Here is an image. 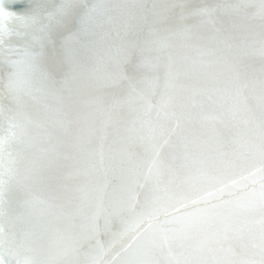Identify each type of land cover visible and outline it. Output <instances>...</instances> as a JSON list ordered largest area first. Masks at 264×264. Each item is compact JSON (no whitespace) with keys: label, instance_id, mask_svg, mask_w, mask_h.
<instances>
[{"label":"snow or ice","instance_id":"1","mask_svg":"<svg viewBox=\"0 0 264 264\" xmlns=\"http://www.w3.org/2000/svg\"><path fill=\"white\" fill-rule=\"evenodd\" d=\"M13 7L22 10L11 11L6 0H0V264H160L158 256L165 252L169 264H264V71L258 79L250 74L243 43L249 31L245 10L254 8L264 53V0L151 7L104 0H31ZM217 9L235 18L217 19ZM206 26L212 33L207 41ZM176 38L196 55L177 63L168 52ZM208 67L215 68L210 84L185 88L182 78ZM85 79L96 84V95L82 102L88 116L123 123L120 153L109 158L115 181L111 192L107 181L75 183L97 168L91 154L80 169L61 174L65 162L79 164L83 155V129L74 134L80 117L73 118L72 111L80 103ZM196 97H206L212 110L203 111ZM196 122L211 126L222 157L236 154L226 149L238 143L235 130L245 129L239 155L258 161L259 191L255 179L241 185L207 174L210 191L177 192L178 206L170 208L160 203L149 185L166 183L180 162L202 152L205 133L191 131ZM14 144L24 149L9 151ZM99 163L104 164L103 156ZM37 186L49 196L40 201L44 208L39 214L33 207ZM74 201L90 212L71 235L70 245L51 256L44 244L45 208H59L63 214ZM253 202L261 211L258 236L253 226L222 214L226 205L250 210ZM11 207L22 211L13 218L5 211ZM114 219L122 231L120 250L113 256L115 244L105 247L97 237ZM214 225L220 227L209 231ZM194 236L199 240L193 246L189 241ZM229 238L238 242V250L218 254L221 241ZM174 245L180 249L176 255Z\"/></svg>","mask_w":264,"mask_h":264},{"label":"water","instance_id":"2","mask_svg":"<svg viewBox=\"0 0 264 264\" xmlns=\"http://www.w3.org/2000/svg\"><path fill=\"white\" fill-rule=\"evenodd\" d=\"M27 2L30 3L31 0H6V4L11 11H20L21 8L13 7V5ZM104 2L109 4H143L151 7L153 4L164 5L169 3H188L194 6L203 5H217V4H235V3H248V4H258L259 0H104ZM247 13L246 23L249 27V31L246 33L247 38L243 41L244 43V56L245 62L248 66L251 75L255 76L257 79L260 77L261 72L264 71V53L261 51V21L259 17H253L252 13L256 11L254 8H249L245 10ZM217 19L231 20L235 18V14L229 12L225 9H217L215 13ZM204 36L206 41L211 37L212 33L208 26L204 29ZM173 47L168 49L169 54H171L177 63H183V58L185 56H195L194 51L188 50L182 47L183 41L180 38H176L173 42ZM91 69V65L86 67V73ZM215 71V68L208 67L202 71H198L190 77L182 78V83L187 89L188 87L200 88L204 85L205 81L210 84L211 75ZM161 77V89L163 86V70L160 72ZM96 95V84L93 81L85 79L80 85V103L72 111L73 118L79 116L80 123L74 126V134H79L80 129H83V135L81 139V150L83 155L80 157V163L77 164L74 161L65 162V167L61 170V174L66 173L70 169L76 171L83 166L84 160L87 158L88 154H91L92 159L97 163V168L95 170H89L87 177L77 178L75 183L84 184L87 182L88 185H100L108 182V191H112V185L115 183L113 180L114 172L108 167L109 158L119 155L121 150V133L123 130V123L113 120L112 122H106L105 118L102 116L89 117V109L82 106V102L88 100L92 96ZM182 95L185 97L186 102L191 103L190 93L184 91ZM198 105L202 106V110L205 112H210L213 108L211 102L207 100L206 97H196L195 98ZM250 104L254 101H249ZM195 111H201V107L195 109ZM127 114H123L121 121L126 118ZM191 131L197 135L201 132L205 133L202 137L205 141L202 152H197L193 157L189 158L186 162H180L175 171L165 177L166 183L155 185L150 184V187L154 188V194L159 198L161 204L169 206L176 205L175 194L180 193H200L203 194L206 191H210L209 182L206 178L207 174L218 175L225 179V182H230L231 180H237L241 185L245 183H250L252 179L257 181L255 187L257 191L260 188V174L255 172V169L259 166L258 161L252 158H244L239 155L242 149L239 148V144H242L245 139V129L241 126L238 127L233 135H236L237 144L229 145V152L235 150L236 154L230 157H222L217 151V144L211 138V126L201 125L196 122ZM24 149L23 145L14 144L10 147L9 151L17 152ZM67 151L66 149H62ZM167 157V151L164 153ZM103 156L104 164L101 165L99 160ZM254 176H249V173H254ZM242 176L248 177V180H241ZM236 189H233L235 191ZM141 191V200L143 199V190ZM33 194L35 197L33 207L36 209L37 214L39 210L44 208V205L40 203L42 200H48V192L42 186H37L33 189ZM225 199L229 197L225 196ZM242 204H247V200L242 201ZM79 201H74L71 209L59 208H45L42 216V222L46 228V238L44 244L46 248H50V255L55 256L58 252H61L70 245V237L73 232L79 230L80 225L84 222L83 216H86L90 209L87 206H79ZM5 211L9 213L11 217H15L22 209L11 207L6 208ZM71 212V218H69L68 213ZM222 214L225 217H229L231 221L242 222L251 225L256 229V234L258 236L259 222L261 219V211L258 203L253 202L250 210H244L243 208H237L235 204L226 205L222 209ZM127 223L132 222V217H126ZM102 223V221H101ZM20 223H17V227H20ZM220 225H214L209 231L215 232ZM122 231V225L119 219H114L112 221L111 227L107 232H101L97 239L101 244L107 247L110 244H115V250L112 252L114 256L116 252L120 250L119 245V233ZM199 236H194L190 244L193 246L198 243ZM250 243H258V239L250 241ZM238 250V242L233 239H224L221 241V246L218 248V254L223 255L227 253L229 249ZM180 252V249L175 245L173 246V255ZM44 258V257H42ZM107 259H111L109 256ZM160 264H169L170 258L167 252L158 256ZM50 264H52L50 260Z\"/></svg>","mask_w":264,"mask_h":264}]
</instances>
